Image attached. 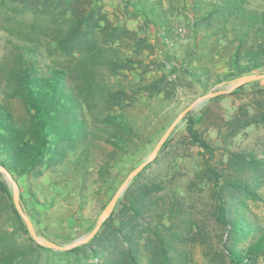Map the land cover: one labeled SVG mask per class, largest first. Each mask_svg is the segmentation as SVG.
<instances>
[{
  "label": "trees",
  "instance_id": "16d2710c",
  "mask_svg": "<svg viewBox=\"0 0 264 264\" xmlns=\"http://www.w3.org/2000/svg\"><path fill=\"white\" fill-rule=\"evenodd\" d=\"M118 1L123 3L129 18L139 19L143 27L165 29L163 37L168 32L165 11L159 1ZM73 2L55 1V7L61 8L60 16L49 19L57 21L58 18H68L71 23L63 39L64 48L71 51L79 48L92 50L96 43L90 34L96 29L112 44L127 40L132 44V49L150 47L145 43V37H138L137 31L129 30L124 25L110 24L105 19L99 25L96 20L90 21L94 13H76ZM190 2L188 11L194 42L197 43L199 34L203 37L225 36L228 30L233 39L229 47H224L218 54L214 52L223 66L222 70L213 71L209 66H183L179 70L182 77L209 92L215 85L250 75L264 67V12L247 9L243 0ZM51 3V0H45L40 15H50L48 7ZM22 4L37 14L38 11L29 7L24 0ZM17 60L19 68L13 75V95L23 100L29 111V119L22 125L16 124L11 112L0 104V167L16 182L20 190V205L23 207V189H20L18 180L23 179L26 201L32 209L44 212L67 207L64 213L67 215L71 206L69 198L76 196L78 201L75 210L82 214L88 200L85 190L90 182L97 187L95 195L97 201L103 203L104 210L106 201L102 200L101 193L111 189L114 195L117 191L118 186H113L120 166L124 162L129 163L132 171L143 161L138 156L142 149L140 146L147 136L152 135L149 130L154 129V120L149 115L157 119L160 113L158 109L166 108L167 101L177 90L176 81L170 78L175 68L161 71L150 81L140 79L131 87L136 96L155 101L154 105L145 103L149 114L143 115L140 125L130 119L125 111L126 105H123L124 100H129L132 106L135 97H131L124 89L109 94L106 99L108 107L110 110L116 108L117 111L107 113L99 121L103 125L101 130L106 133L103 141L109 151L103 154L99 164L94 165L96 159L87 143L92 132L86 119L80 115L77 91L69 83L65 71L52 67L42 70L34 49L21 50ZM122 63L126 69L137 66L142 69V73L151 70L146 69L143 60L136 57H125ZM243 87L244 84L236 87L229 95L236 94ZM253 95L250 108L240 111L243 116L235 119L234 128L244 129L251 125L264 128V89H257ZM183 120L190 144L198 147L204 157L198 170L200 180L203 182L207 179L212 184L218 200L215 222L225 230L227 240H232L230 245L224 244L225 252L222 255L228 264H254L258 257L264 256V230L255 228L248 219L242 198L262 200L257 188L264 174V158L225 149L226 161L212 163L216 148L196 130L195 119L191 115L187 113ZM166 144L167 140L157 155ZM157 155L152 162L157 159ZM152 162L131 180L93 238L64 252L40 246L31 237H27L23 244H12V235L28 233L13 204L11 190L0 174V217L4 216L6 224L0 230V264H39L41 253L74 255L78 264H90V260L93 264H141V255L146 254L148 263L170 264L169 253L175 250L174 243L178 236L171 228L167 230L169 234H160L156 231L157 226L152 229L148 220L153 210L160 205L161 197L157 193L168 192L155 179L142 181L145 170ZM93 165L96 168L94 173L90 171ZM47 171H51L54 176L45 175ZM41 179H46V184ZM174 206L178 207L177 211L180 209V204L173 201L165 210L170 219L175 214ZM165 212L157 214L158 218H162ZM249 235L256 237L250 245L242 249L234 246L236 241Z\"/></svg>",
  "mask_w": 264,
  "mask_h": 264
},
{
  "label": "rangeland",
  "instance_id": "374dc122",
  "mask_svg": "<svg viewBox=\"0 0 264 264\" xmlns=\"http://www.w3.org/2000/svg\"><path fill=\"white\" fill-rule=\"evenodd\" d=\"M51 1L48 7L50 15L44 16L39 12L43 10L42 4L45 0H24L29 7H34L38 11L37 14L26 8L22 0H0V104L11 112L16 124L22 125L28 121L27 106L21 98L13 95L15 88L13 75L19 68L17 57L21 50L34 49L38 53V63L42 70L52 67L65 71L69 83L75 87L81 105L80 115L86 119L92 132L87 143L96 159L94 165L99 164L103 154L109 151V147L103 141L106 133L101 130L103 125L99 121L107 113L117 111L116 108L110 110L106 102L110 93L117 89H124L131 97H135L132 100L134 103L132 106L129 105V100H124L123 105H126L125 111L130 119L140 125L143 115L149 114L144 107L145 103L154 105L155 101L136 96L131 87H134L140 79L150 81L161 71L167 72L175 68L170 78L176 81L177 90L167 101L166 108L158 109L160 113L157 119L149 115L154 120L152 124L154 129L149 130L152 131V135L144 139L140 146L142 149L138 152V156L144 161L165 130L185 107L210 92L230 89L237 80L220 83L206 92L197 83L182 77L179 70L183 66L186 68L209 66L213 71L222 70L223 66L214 52L218 54L224 47H229L233 39V35L229 34L228 30L225 36L218 34L203 37L199 34L196 38L197 43L194 42L188 11L190 0H148L149 2L159 1L165 11L168 25L165 38L163 37L165 29H155L153 26L143 27L139 19L129 18L123 3L118 0H73L76 13L78 11L94 13L90 21L96 20L99 25L103 24L104 19L110 24L124 25L129 30L137 31L138 37H145V43L151 47L132 49V44L127 40L112 44L96 29L90 34L96 43L90 51L81 48L71 51L69 48H64L63 39L71 23L68 18L49 20L51 17L60 16L61 12V8L55 7L57 0ZM243 1L247 9L264 12V0ZM139 27L145 31L140 30ZM125 57L141 59L147 65L146 69L151 70L142 73V69L137 66L132 69L123 68L122 60ZM163 61L165 63L161 64ZM261 73H264V67L252 74ZM257 89H264V79L244 84L243 89L236 94L229 95L233 89L229 93L214 96H218L217 99L213 97L205 99L188 113L195 119V128L203 139L216 148L212 163L226 161L225 149L264 158L263 126L234 128L235 119L242 118L240 111L250 108L253 93H256ZM203 160L201 150L190 144L186 122L182 118L168 136L165 148L144 172L142 181H147V178L155 179L168 191L157 193L161 197L160 205L158 209L153 210L148 220L152 229L157 226L156 231L160 234H169L167 230L171 228V231L178 236L174 243L175 250L169 253L170 264H228L222 255L225 252L223 246L230 245L232 240H227L225 230L215 222L214 214L218 200L212 184L208 183L207 179L201 182V176L198 174ZM94 165L90 170L92 173L96 169ZM131 168L132 165L126 162L120 166L113 187L115 185L116 188L120 187L131 172ZM45 175L54 176L51 171H47ZM2 178L5 180L3 176ZM41 180L46 184V179ZM18 183L20 189H23V207H21L25 216L29 219L35 234L48 242L69 245L77 239L86 237L95 227L103 211V203L98 202L95 195L97 187L90 182L87 183V190H85V196L88 199L85 211L81 214L75 210L78 199L74 196L69 198L71 206L67 215H64L67 207L44 212L32 209L26 201L24 180L19 179ZM260 183L257 189L262 200L242 199L248 219L255 228L264 230V174L260 178ZM6 184L11 190L9 182L6 181ZM111 191L113 190L107 189L101 193L106 205L113 195ZM173 201L180 204V209L177 211L178 207L174 206L175 214L170 219L169 213L166 214L165 210ZM161 212L165 213L159 219L157 214ZM24 225L28 234L12 235V244H23L27 237H31L25 222ZM5 227L4 216H1L0 230ZM255 238L251 235L241 238L235 242L234 246L238 249L245 248ZM141 258V264H152L148 263L146 254H142ZM38 262L39 264H78V259L74 255L41 253ZM88 262L93 264L91 260ZM254 264H264V256L258 257Z\"/></svg>",
  "mask_w": 264,
  "mask_h": 264
},
{
  "label": "water",
  "instance_id": "95a60500",
  "mask_svg": "<svg viewBox=\"0 0 264 264\" xmlns=\"http://www.w3.org/2000/svg\"><path fill=\"white\" fill-rule=\"evenodd\" d=\"M261 79H264V73L243 76V77L237 79L236 82L234 83V85H232L230 87V89L217 91V92H210V93H208V94H206L204 96H201V97L197 98L196 100L191 102L187 107H185V109H183L179 113V115L175 118V120L169 125V127L165 130V132L159 138V140L157 141L156 145L154 146L152 152L149 154L147 159L142 161L137 167H135L127 175L126 179L123 181V183L120 185L118 190L114 193V195L111 197V199L107 203L106 207L104 208V210L102 211L101 215L99 216V219H98L95 227L91 230V232L86 237L77 239V240H75L74 242H72L69 245H58V244H56L54 242H48V241H45V240L41 239L40 237H38L35 234V232L32 229V225H31L29 219L25 216V214H24V212L22 210V207L20 205V202H19V191H18V186H17L16 182L13 180V178L10 176V174H8L6 172V170H4L3 168L0 167V174L10 184L11 194H12V201H13V204L15 206V209L18 212V214L20 215V217L22 218V220L25 222L26 226L28 227V230L30 232L31 238L34 240V242H36L40 246L47 247V248L53 249L55 251H67L69 249H72V248H75V247H77L79 245H83V244L87 243L97 233V231L101 227L102 223L109 217V215L111 214V212L114 209V206H115L118 198L123 193V191L126 189L128 183L138 173H140L146 165H148L150 162L153 161V159L156 157V155H157L158 151L160 150L161 146L163 145V143L167 140L168 136L174 130L175 126L180 122V120L187 113H189L190 111L195 109L205 99H208L210 97H214L216 95L229 93L231 90L235 89L236 87H238L240 85H243V84H246V83H249V82L258 81V80H261Z\"/></svg>",
  "mask_w": 264,
  "mask_h": 264
}]
</instances>
